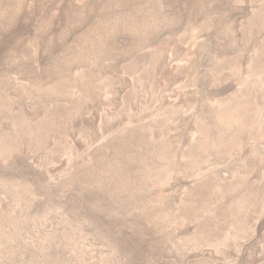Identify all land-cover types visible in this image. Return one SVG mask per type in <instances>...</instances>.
<instances>
[{"label":"rangeland","instance_id":"obj_1","mask_svg":"<svg viewBox=\"0 0 264 264\" xmlns=\"http://www.w3.org/2000/svg\"><path fill=\"white\" fill-rule=\"evenodd\" d=\"M0 264H264V0H0Z\"/></svg>","mask_w":264,"mask_h":264}]
</instances>
